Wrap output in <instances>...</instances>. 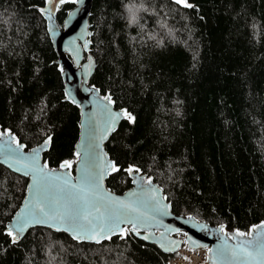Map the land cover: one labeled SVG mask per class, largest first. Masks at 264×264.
Masks as SVG:
<instances>
[{
  "label": "trees",
  "instance_id": "1",
  "mask_svg": "<svg viewBox=\"0 0 264 264\" xmlns=\"http://www.w3.org/2000/svg\"><path fill=\"white\" fill-rule=\"evenodd\" d=\"M46 0H0V129L27 148L51 137L44 159L76 158L79 108L65 99L57 53L39 10ZM71 0L60 2L62 24ZM91 83L124 118L106 143L152 176L177 213L248 231L264 220V0H94ZM28 178L0 163V264H166L175 253L128 231L78 241L39 226L5 231Z\"/></svg>",
  "mask_w": 264,
  "mask_h": 264
},
{
  "label": "water",
  "instance_id": "2",
  "mask_svg": "<svg viewBox=\"0 0 264 264\" xmlns=\"http://www.w3.org/2000/svg\"><path fill=\"white\" fill-rule=\"evenodd\" d=\"M62 1L46 0L39 10L57 53L65 99L79 108L76 158L53 167L44 159L50 136L27 148L11 130L0 129V163L28 178L21 204L6 223L12 241L39 226L95 243L130 231L166 253L185 243L207 248L206 264H264V220L243 231L177 213L164 188L136 166L127 169L129 188L118 192L108 185L118 166L106 143L131 114L91 83L96 68L90 22L94 0H71L74 5L60 24L57 9Z\"/></svg>",
  "mask_w": 264,
  "mask_h": 264
},
{
  "label": "built area",
  "instance_id": "3",
  "mask_svg": "<svg viewBox=\"0 0 264 264\" xmlns=\"http://www.w3.org/2000/svg\"><path fill=\"white\" fill-rule=\"evenodd\" d=\"M207 248H193L183 244L166 264H206Z\"/></svg>",
  "mask_w": 264,
  "mask_h": 264
},
{
  "label": "bare ground",
  "instance_id": "4",
  "mask_svg": "<svg viewBox=\"0 0 264 264\" xmlns=\"http://www.w3.org/2000/svg\"><path fill=\"white\" fill-rule=\"evenodd\" d=\"M93 53V52H92Z\"/></svg>",
  "mask_w": 264,
  "mask_h": 264
}]
</instances>
